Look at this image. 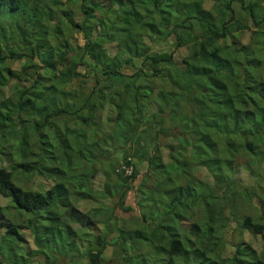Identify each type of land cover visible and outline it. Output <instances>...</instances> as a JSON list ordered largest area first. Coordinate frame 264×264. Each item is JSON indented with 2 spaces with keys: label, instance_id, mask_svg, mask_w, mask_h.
<instances>
[{
  "label": "trees",
  "instance_id": "obj_1",
  "mask_svg": "<svg viewBox=\"0 0 264 264\" xmlns=\"http://www.w3.org/2000/svg\"><path fill=\"white\" fill-rule=\"evenodd\" d=\"M204 1L0 0V264H264V0Z\"/></svg>",
  "mask_w": 264,
  "mask_h": 264
},
{
  "label": "rangeland",
  "instance_id": "obj_2",
  "mask_svg": "<svg viewBox=\"0 0 264 264\" xmlns=\"http://www.w3.org/2000/svg\"><path fill=\"white\" fill-rule=\"evenodd\" d=\"M65 0H61V2H64ZM204 1V0H203ZM204 2H208L209 3V0H205ZM263 2V1H262ZM263 5V6H262ZM262 5H258L256 7V9L258 10V12L260 13L262 11V7L264 8V4ZM7 17L6 13L3 15V17ZM76 19L80 18L79 16V13L76 12V15H75ZM249 34V32H246ZM74 37H76V40H77V44L79 45H82L83 44V39H82V36L79 34V33H74L73 34ZM258 47L261 48V44L263 43L262 41H264V39L259 36L258 38ZM251 44L250 42L248 43V45ZM148 47H150L152 50H162V51H168L169 50V42H165V41H161L160 39L158 40H154L150 46L147 45ZM145 47V46H143ZM142 47V48H143ZM147 50V48H146ZM107 51V50H106ZM110 48H108V52H110ZM261 62H264V51L261 50ZM17 64H18V61L17 60H9L8 61V65L11 67V68H16L17 67ZM122 67V65H121ZM120 67V68H121ZM130 69H125V71L127 72H130L129 71ZM177 111H179V109H175L174 111H172V113H176ZM103 116H105L104 112H100L99 114V117L102 119ZM34 129L32 127H30L27 131L28 133L31 135L34 131ZM132 133V131L130 132H123V130L121 131V134H123V136L125 137H128L129 134ZM119 133L118 131L114 132L113 135L114 136H117ZM159 141H163L164 138L163 136H160ZM133 144V142H132ZM134 144L136 145L137 142L136 140L134 141ZM172 144H175V145H178L179 142L177 140H174L172 141ZM129 146H131V143L129 144ZM123 149L120 148L119 149H116L114 152H113V156L111 157V159L115 158V161H114V167L115 169L118 171V164L121 163V160H122V156H123V153H122ZM160 153H162V151H160ZM107 162L108 164L110 163V158H107ZM117 160V161H116ZM135 161L136 164H138V166H143L141 168V173H144L145 170H146V167H145V164H139V162L137 160H133ZM7 164V163H6ZM107 164V165H108ZM111 166L109 168L110 172L111 171ZM112 177V176H111ZM114 178V177H112ZM142 179V175H140L137 180L135 181V185H137L140 180ZM104 177H102L101 173L99 175L96 176V178L93 180V187L95 189H97L98 187H101V189L103 190H107L109 191V187L108 186H105L104 184ZM17 182L22 185L24 188H32V189H40V187L42 188H47L51 185L52 181L51 179L47 176V177H44L42 175V172L41 170H36L33 175H30V176H18V180ZM116 198H112V197H108V198H101V197H98L97 201H87L85 200L84 198L81 199L79 202H78V207L80 210H86L88 209L89 207H92V206H95L97 207L96 204L99 203V201H101V203H105V204H113L115 202ZM8 203V200L4 197H1L0 196V204L1 205H6ZM244 203H246L244 201ZM125 205H129L131 206V209L132 211H129V212H123L119 209L116 210V214L118 216H122V217H129V216H132V215H137L138 214V208H137V205H136V197H135V193L134 191H130L127 196H126V199H125ZM186 223V222H184ZM235 227V224L234 223H231L229 229L224 233V236L223 238L227 240V242L229 243V253L230 252H233L234 249L233 246H234V243L236 240H239V241H245L246 244L245 245H249L253 250H260V247H261V241H260V238L258 236H253L251 235L250 233L248 232H237V231H234L233 228ZM27 234V231L25 232ZM32 240H30L31 242ZM53 246H51L50 248V252H53V253H57V252H62L63 249L59 248L58 246L55 245V243H52ZM246 253L242 256V257H252V252H250V250L248 248L245 249ZM23 252H25L23 250ZM117 253L114 252V248L113 247H110L108 246L106 251H105V257L107 259V264H123L122 263V259H120V257L118 255H116ZM43 264V261H41V259H33L31 260L28 264ZM77 263V262H76ZM57 264H66L65 261L63 260H58V263Z\"/></svg>",
  "mask_w": 264,
  "mask_h": 264
},
{
  "label": "built area",
  "instance_id": "obj_3",
  "mask_svg": "<svg viewBox=\"0 0 264 264\" xmlns=\"http://www.w3.org/2000/svg\"><path fill=\"white\" fill-rule=\"evenodd\" d=\"M125 174H130V169L129 168H126V170H125Z\"/></svg>",
  "mask_w": 264,
  "mask_h": 264
}]
</instances>
